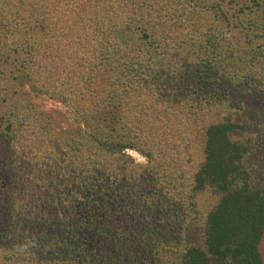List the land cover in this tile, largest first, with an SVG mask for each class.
I'll use <instances>...</instances> for the list:
<instances>
[{"label": "trees", "instance_id": "16d2710c", "mask_svg": "<svg viewBox=\"0 0 264 264\" xmlns=\"http://www.w3.org/2000/svg\"><path fill=\"white\" fill-rule=\"evenodd\" d=\"M224 1L0 0L5 264H264V0Z\"/></svg>", "mask_w": 264, "mask_h": 264}, {"label": "rangeland", "instance_id": "374dc122", "mask_svg": "<svg viewBox=\"0 0 264 264\" xmlns=\"http://www.w3.org/2000/svg\"><path fill=\"white\" fill-rule=\"evenodd\" d=\"M227 2V0H225ZM225 1H224V6H225ZM231 6V5H230ZM7 62H10V58L7 61H3L2 59H0V69L3 68L4 64H8ZM6 98L5 100L2 99L0 100V131L3 132L4 136L6 133V131L3 129V123H4V114L7 112L9 106L11 104H9V102L11 101V97L14 96V94H12V90H8L7 93H5ZM4 95V96H5ZM8 100V102H7ZM38 101V105L40 110H42L43 114L40 116L42 121L44 123H48L50 126H52L54 128V130H56L57 132L59 131H63L69 128H72L74 126V120H73V116L71 115V111L69 109H67L66 107H64L62 104L57 103L56 101H54L53 99H48L45 97H39L37 98ZM11 140H5L0 138V158L4 161V162H9L12 158L13 155V147L11 145ZM126 153L131 156L135 161H139V162H144L146 160L145 156H143L142 154H140L137 150L134 149H127ZM9 167L14 168L13 164L11 163L9 165ZM8 182V178L6 177V179H4V181H0V198L3 197L5 198L6 194H5V190H8V192H13L15 190H18V188L14 187V189H12V184L13 183H6ZM31 184L28 185H24L23 187H26L27 189V193H26V200H28V202L30 203L31 200L33 198H36L37 195V191H38V187H31ZM21 189V188H20ZM15 194V193H14ZM210 196L208 194H202L199 197V203L201 205L202 209H205L207 207V203L210 200ZM21 202L24 204V201H26L23 198H20ZM3 211V209H2ZM14 211V210H13ZM16 212V211H15ZM13 213V212H12ZM4 214V211L3 213ZM192 233L194 234V236L192 235ZM12 236L9 237V239ZM186 241H190V242H194V241H198V233H196L194 230H192L190 233L187 234L186 237ZM13 240H11L9 242V244H12ZM6 243V241H2L0 243V254L3 253V251H9L11 250V245H9ZM4 256L1 255L0 256V264H5V260ZM4 261V263H2Z\"/></svg>", "mask_w": 264, "mask_h": 264}]
</instances>
